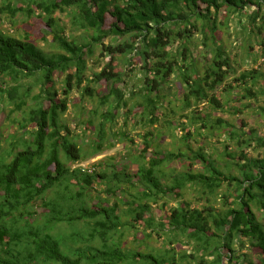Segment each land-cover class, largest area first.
Listing matches in <instances>:
<instances>
[{
	"label": "trees",
	"instance_id": "obj_1",
	"mask_svg": "<svg viewBox=\"0 0 264 264\" xmlns=\"http://www.w3.org/2000/svg\"><path fill=\"white\" fill-rule=\"evenodd\" d=\"M56 13H66L70 30L86 34L85 41L67 39L63 21ZM0 14H8L11 22L17 15L42 19L47 28L44 33L52 35L58 49L46 54L29 34L24 33L23 38L0 31V98L14 105L8 118L17 111L22 113L21 120L15 122L22 137L30 136L4 146L0 135V264H180L185 260L187 264H264V224L255 212L264 213V136L250 128L249 137L241 140L245 132L238 129L237 133L235 128L229 131L231 125L223 118L210 123L211 112L197 116L191 111L189 126L200 123L198 134L201 130L212 134L224 127L241 147L236 161V153L225 145L226 160L221 167L202 148L193 150L188 145L193 131L185 123L172 125L174 109L159 112V93L176 73L188 89L181 109H189L193 103H208L210 111L222 109L214 91L224 83L231 66L217 41L218 26L232 19L241 23L245 18L251 32L264 35V0H0ZM195 37L201 38L208 61L203 75L192 57ZM106 39L110 42L105 44ZM97 47L101 48L99 60L106 56L109 60L95 62L98 70L84 76L86 59L94 56ZM179 58L189 60L190 65L183 68ZM72 68L75 72L70 74ZM136 72L143 82L138 92L142 98L136 103L142 108L144 121L140 123L154 126L162 116L173 130L184 131L180 138L186 149L179 147L166 153L159 145L153 149V132L147 130L141 135L142 149L127 159L137 166L134 174H126L127 166L119 171L115 164L102 160L93 164L92 174L71 169L69 163L92 160L113 146L106 135L120 110H125V116L132 112L126 94L132 97L137 92H129L127 82L129 73ZM54 73L65 76L63 98L54 89ZM256 74V70L246 71L236 80L255 82ZM30 78L40 84L37 94L31 93V84H23ZM100 83L105 85L104 94L95 88ZM74 87L81 90V100L98 99L91 116H98L100 121L95 124L87 119L84 131L89 126L95 130L85 150L70 138V130L60 120ZM259 93L264 95L263 90ZM256 95L247 87L243 97ZM99 107L105 110L99 112ZM259 109L264 112V107ZM130 142L134 146V140ZM246 146L260 153L251 157L245 152ZM174 161H182L186 170L173 175L169 184L162 166ZM197 163L199 171L193 170ZM101 183L108 196L127 194L123 213L118 212L117 201L109 204L98 198V203L89 205L90 192L96 185L103 187ZM187 187L198 191L199 201L210 204L211 199L220 197L224 208H192L184 200L171 209L167 222L155 221L152 216L144 218L152 203L166 197L183 198ZM39 202L43 214L36 219L32 209ZM138 222L145 226L143 240L133 235L139 249L123 246L125 229L135 230ZM79 223L89 230L79 229ZM62 224L69 227L68 232L58 229ZM55 228L58 232L53 233ZM161 234L170 235L162 248L140 251V246H148L146 239L155 235L159 240ZM178 237L186 239L192 254L184 252L177 259L174 246ZM247 242L257 250L255 254H238Z\"/></svg>",
	"mask_w": 264,
	"mask_h": 264
},
{
	"label": "rangeland",
	"instance_id": "obj_2",
	"mask_svg": "<svg viewBox=\"0 0 264 264\" xmlns=\"http://www.w3.org/2000/svg\"><path fill=\"white\" fill-rule=\"evenodd\" d=\"M56 14L57 17L63 21L64 35L67 39H75L78 43L85 41L83 35L86 34H83L81 31L73 32L70 30L66 13ZM108 24L109 20L106 21V25ZM46 30V25L43 23L42 19L36 16L26 17L17 15L16 19L11 22L8 14H0V31L15 37L22 36L23 38L25 34H29V39L34 42L39 49L46 54H54L58 51V49L56 44L52 41V35L44 33ZM217 41L222 44L225 55L228 57L231 66L230 69H227V76L224 79V83L214 91L216 97L220 99L223 106L222 109H214L213 111H210L208 103H198L197 105H194L195 103H193L189 109H181V107L183 108L182 100L184 98V94L188 92V89H186L185 86H182L181 80L178 79L179 77L176 73L171 77L170 82L166 84L159 93V96L161 97L159 102V112H168L170 109H174L176 115L173 118V115H170L173 119L172 125L177 126L178 123H185L188 126V129L191 128V131H193L191 138L188 139V145H190L193 150L202 148L207 155H209L213 160H217L216 162L222 167L226 160L223 154L225 145L229 146V151L236 153V156L234 157L236 161H238L241 148L237 146L236 139H230L227 134L228 130L230 131L232 128L234 130L235 128V130L237 129V133L239 132L238 129H240V133L241 131H244L245 135L241 136V140L249 137L250 128H255L259 135L264 136V112L259 109L264 107V95L259 93L261 90L264 91V35L257 36L256 32H251V26L248 22H246L245 18L241 20V23H239L237 19H232L228 21L226 25L218 26ZM104 42L106 44L110 42V39H106ZM112 43H115V41ZM194 46L195 47H193V45L191 46L193 47L192 57L198 61V67L201 70L200 74L203 75V71L208 65V61L204 59L206 53H204L202 48L201 38L195 37ZM100 52L101 48L97 47L95 48L94 56L86 59L87 69L85 70L84 76L88 77L91 75L93 70H98L95 62L99 61L103 64L109 60V57L106 56L104 60L100 61ZM179 61L183 68L190 65L189 60L187 62H183L181 58H179ZM122 68L126 70L127 67L122 66ZM252 70H256L258 72V74H256L258 77L255 82L247 81L246 83H241L240 80H236L243 72ZM74 72V68L69 70L70 74H73ZM129 74L130 78L127 82L128 91L137 92V95L132 97H130L129 94H126V98L129 102L128 107L132 109L131 114L125 116V110H120L112 127L110 124L106 125L108 128L111 127V132L109 133L108 131L106 136L113 146L106 149L104 153L96 156L92 160H86L80 162V164H93L94 162L102 160V162L106 161L111 164H115L116 169L119 171L125 170V167L127 166L125 170L126 174H134L137 166L135 164L128 163L127 159L128 157L136 156L139 150L142 149L141 135L147 130H151L153 132V149L156 147L155 145H159L164 153L169 151L176 152L179 147L182 151L186 149L185 141H182L180 138L184 131L181 129L173 130L170 126L165 124L162 116L154 126H148L140 123L144 121L142 120L141 115L142 108L136 103L142 98L138 92L140 89H143V82L141 81V74L139 72ZM58 76L59 75L56 73L53 75V81L55 82L54 89L56 90L58 96L63 98L62 86L65 76ZM35 79L36 78H30L23 81L25 86H28L29 84L32 85L31 93L33 95L37 94L40 89V84L37 83ZM229 86H231L232 89H228ZM247 87H250L254 92H257L255 98L243 97L246 95ZM95 88L101 94L106 93L105 85L103 83L98 84ZM80 94L81 90L74 87L72 93L68 96L67 110L61 114L60 120L62 124L70 130V138H73V140L80 147H82L83 150H85V147L93 137L92 133H94L95 130L94 127L89 126V130L87 132L84 131L86 130V126H88L87 119L91 118L93 122L97 124L100 121V118L98 116L94 117V115L91 116V111L98 107L97 97L92 100L83 97L81 100ZM191 100L193 102V98ZM45 104L48 105L47 102ZM28 105H32L31 100H28ZM244 105H249V107L245 108ZM13 109L14 105L8 103L5 98H0V135L3 140H5L4 146L7 145L9 141L16 138H20V140L22 138H30V136L22 137V130L19 129L18 123L15 122V119L21 120V112L17 111L11 115V118H8L10 110ZM234 109H237L239 112L235 113ZM102 110L105 109L103 107L98 108L99 112H102ZM191 111H196L197 116L207 115L211 112L212 114H210V117L208 118L210 123H214L216 118H223L227 124L231 125V127L228 128V130L224 127H220L219 129L213 130L212 134H210L207 130H198V134L196 129L200 126V123L195 124L193 127L189 126ZM180 115H184L186 117H179ZM131 139L134 140V146H132L133 144L130 142ZM132 148L135 149L133 153ZM244 149L245 152H247V155L251 157H256L260 153V151L255 150L252 146H246ZM150 155L151 154L149 152L146 156L149 157ZM62 157L61 159L63 160ZM80 164L69 163L71 169H77ZM185 170L186 167L182 161H174L171 164L162 166V171L165 173L166 181L169 184L171 183L170 180H172L173 175L175 176ZM193 170H200L198 163L193 167ZM134 181H136V179H134ZM101 185L103 187L96 185V187L90 192L91 198L89 197L87 200L89 205H94L96 202L98 203V198L108 200L109 204H114L117 201L118 212L123 213L124 209H126L124 203L126 200H129L127 194H120L117 192L116 197L108 196L103 193L105 186L102 183ZM122 186L123 188H126L124 184ZM57 189L58 188H56V190ZM224 189L225 188H223V190ZM133 192H135V190L131 191V193ZM52 195L53 192L48 193L47 197H51ZM184 200L189 202L192 208L196 207L201 209L204 205H211L215 209L224 208L220 197H216L213 200L211 199L210 204L203 200L199 201L198 191L192 189L191 187H187L183 198L175 199L166 197L160 198L157 203H152L150 211L144 214V218L152 216L155 221L162 220L163 222H167V217L171 209L178 207L179 202ZM164 203H166V205ZM32 210L35 213L36 219L37 217H42L43 208L40 202L35 204ZM255 212L259 220L264 224V213L258 211ZM124 219L125 218H123V220ZM135 226V230L127 229L126 231L125 229V234L122 238L123 246L130 249H139L138 243H134L132 241L134 233L138 239H144L145 226L143 222H138ZM78 228L83 231L89 230L82 223L78 224ZM58 229L68 232L69 227L62 224L58 226ZM58 229L55 228L53 233L58 232ZM146 233H150V230H147ZM161 235L162 239L159 240L156 239L157 236L155 235L146 239L148 246H140V251H149L150 248H162L170 239V235ZM178 240L179 242H176V245L174 246V249L176 248L175 252L177 253V259H179L180 255L184 252L192 254L193 251L191 250V247L186 244V239L184 237H178ZM237 251L238 254L248 253L249 255H253L257 250L247 242L245 243V247L240 248ZM189 261L192 262L191 259H189ZM253 262H256L255 257H253ZM180 264H187V260ZM192 264H195V262ZM239 264H246V262H240Z\"/></svg>",
	"mask_w": 264,
	"mask_h": 264
},
{
	"label": "built area",
	"instance_id": "obj_3",
	"mask_svg": "<svg viewBox=\"0 0 264 264\" xmlns=\"http://www.w3.org/2000/svg\"><path fill=\"white\" fill-rule=\"evenodd\" d=\"M78 168L82 173H88V174H92L95 170L93 164H80Z\"/></svg>",
	"mask_w": 264,
	"mask_h": 264
},
{
	"label": "clouds",
	"instance_id": "obj_4",
	"mask_svg": "<svg viewBox=\"0 0 264 264\" xmlns=\"http://www.w3.org/2000/svg\"><path fill=\"white\" fill-rule=\"evenodd\" d=\"M94 163H95V162H94ZM94 163H93V164H94ZM79 164H80V163H79ZM77 169H79V168L77 167ZM94 171H95V170H94Z\"/></svg>",
	"mask_w": 264,
	"mask_h": 264
}]
</instances>
